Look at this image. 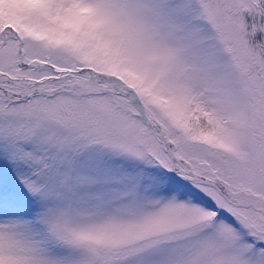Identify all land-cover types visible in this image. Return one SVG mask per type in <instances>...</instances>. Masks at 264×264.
Returning a JSON list of instances; mask_svg holds the SVG:
<instances>
[{
    "label": "snow or ice",
    "instance_id": "obj_1",
    "mask_svg": "<svg viewBox=\"0 0 264 264\" xmlns=\"http://www.w3.org/2000/svg\"><path fill=\"white\" fill-rule=\"evenodd\" d=\"M0 264H264V0H0Z\"/></svg>",
    "mask_w": 264,
    "mask_h": 264
}]
</instances>
